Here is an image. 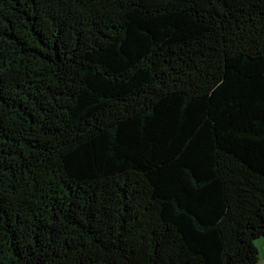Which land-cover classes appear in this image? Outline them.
<instances>
[{"label":"trees","instance_id":"trees-1","mask_svg":"<svg viewBox=\"0 0 264 264\" xmlns=\"http://www.w3.org/2000/svg\"><path fill=\"white\" fill-rule=\"evenodd\" d=\"M264 0H0V264H257Z\"/></svg>","mask_w":264,"mask_h":264},{"label":"rangeland","instance_id":"rangeland-1","mask_svg":"<svg viewBox=\"0 0 264 264\" xmlns=\"http://www.w3.org/2000/svg\"><path fill=\"white\" fill-rule=\"evenodd\" d=\"M256 245L260 252V260L257 264H264V238L257 239Z\"/></svg>","mask_w":264,"mask_h":264}]
</instances>
